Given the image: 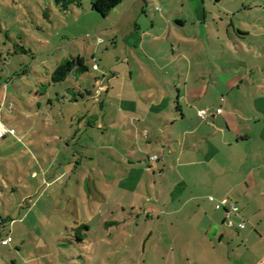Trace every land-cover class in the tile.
<instances>
[{
	"label": "crops",
	"instance_id": "0c3cea01",
	"mask_svg": "<svg viewBox=\"0 0 264 264\" xmlns=\"http://www.w3.org/2000/svg\"><path fill=\"white\" fill-rule=\"evenodd\" d=\"M233 1L172 0L167 14L159 11L165 22L150 29L134 20L132 6L122 16L133 14L122 27L123 70L108 89L117 95L109 106L115 117H104L99 129L104 145L121 151L110 155L113 170L102 160L99 171L73 170L88 182V195L98 196L95 227L82 222L87 230L76 238H103L100 248L112 259L102 264H197L213 250L229 254L236 235L227 217L240 222L250 213L253 226L256 212L264 219V0ZM83 96L63 104L94 95ZM86 125L93 128L92 118ZM64 137L70 133L52 139ZM81 154L80 165L93 160ZM231 204L243 213H229Z\"/></svg>",
	"mask_w": 264,
	"mask_h": 264
},
{
	"label": "rangeland",
	"instance_id": "374dc122",
	"mask_svg": "<svg viewBox=\"0 0 264 264\" xmlns=\"http://www.w3.org/2000/svg\"><path fill=\"white\" fill-rule=\"evenodd\" d=\"M90 1L81 0L80 8L63 14L53 0H0V121L15 131L0 141V264H102L103 259H112L100 248L106 241L98 235V243L94 234L84 243H75L82 232L79 224L89 222L95 227L98 196L88 195V182L73 170L99 171L100 160L113 170L110 155L121 151L111 140L115 132L108 133L113 137L109 147L99 129H104V117L107 122L115 117L109 106L117 95L108 89L117 86L114 75L123 70L119 62L124 52L122 27L133 17L130 11L123 22L124 12L132 6L134 20L139 17V23L150 29L152 22H165L159 11L167 14L174 3L124 0L103 18L92 11ZM144 8L146 13L141 12ZM77 56L85 58L88 72L72 73L64 82L53 84L51 74L58 63ZM79 88L81 94L87 90L94 96L78 105L63 104L78 95L72 89ZM87 118H92L93 128L85 130ZM57 132L70 137H64L65 143L54 141ZM71 145L78 154L74 155ZM79 152L93 160L84 159L80 165ZM237 207L243 210L242 205ZM250 215L240 222L233 217L234 225H226L236 235L229 254L213 250L197 264H264V219L256 212L253 226ZM241 224L245 229H240ZM106 261L124 264L118 258ZM178 264L191 262L182 258Z\"/></svg>",
	"mask_w": 264,
	"mask_h": 264
},
{
	"label": "trees",
	"instance_id": "16d2710c",
	"mask_svg": "<svg viewBox=\"0 0 264 264\" xmlns=\"http://www.w3.org/2000/svg\"><path fill=\"white\" fill-rule=\"evenodd\" d=\"M123 1L124 0H91L90 4L92 11L99 14L101 17L106 18L109 13L117 6H119ZM53 2L56 9L63 14H65L72 8H80L82 6L81 0H53ZM86 72H88V67L86 65V60L84 57H70L58 63V65L51 74L50 80L53 84H58L64 82L67 77L72 73H74L75 76H78ZM72 90L69 91L73 94L76 93L75 89ZM86 94L89 95L88 92ZM83 98V94L79 93L78 95L74 94V97L68 99H70L71 101H77ZM78 230L86 231L87 227L79 226ZM78 238L79 237L75 239L77 244L82 242V239Z\"/></svg>",
	"mask_w": 264,
	"mask_h": 264
},
{
	"label": "built area",
	"instance_id": "2783aa9c",
	"mask_svg": "<svg viewBox=\"0 0 264 264\" xmlns=\"http://www.w3.org/2000/svg\"><path fill=\"white\" fill-rule=\"evenodd\" d=\"M95 68H96V67H95ZM216 112H217V113H220L221 110L218 109V110H216ZM205 113H206V111H203V112L201 113V116H204ZM6 135H11V136H13V135H15V131H14L13 129H7V128H5L4 126L0 125V139L3 138V137H5ZM151 159L156 160V159H158V156H153V157H151ZM210 200L213 201V198H210ZM222 203L224 204L225 202H222ZM229 213L234 214L235 216H237V215L239 214V212H238V208H237L235 205H232V204H231V205H230ZM227 224H228L229 226H233V225H234V223L232 222V219L229 218V217H227ZM243 227H244V225L241 224V225H240V228H243Z\"/></svg>",
	"mask_w": 264,
	"mask_h": 264
}]
</instances>
